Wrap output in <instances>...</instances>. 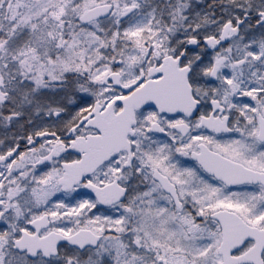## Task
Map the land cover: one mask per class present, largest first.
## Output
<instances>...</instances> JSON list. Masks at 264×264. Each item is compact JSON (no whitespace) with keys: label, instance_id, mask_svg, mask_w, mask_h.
Returning a JSON list of instances; mask_svg holds the SVG:
<instances>
[{"label":"snow or ice","instance_id":"1","mask_svg":"<svg viewBox=\"0 0 264 264\" xmlns=\"http://www.w3.org/2000/svg\"><path fill=\"white\" fill-rule=\"evenodd\" d=\"M0 264H264V0H0Z\"/></svg>","mask_w":264,"mask_h":264}]
</instances>
